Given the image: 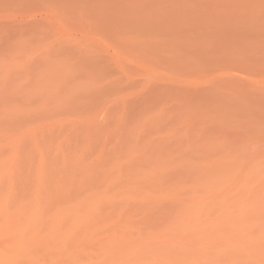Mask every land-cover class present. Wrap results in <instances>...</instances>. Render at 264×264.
I'll use <instances>...</instances> for the list:
<instances>
[{
	"label": "rangeland",
	"instance_id": "1",
	"mask_svg": "<svg viewBox=\"0 0 264 264\" xmlns=\"http://www.w3.org/2000/svg\"><path fill=\"white\" fill-rule=\"evenodd\" d=\"M39 171L53 212L94 204L51 264H264V0H0L17 220Z\"/></svg>",
	"mask_w": 264,
	"mask_h": 264
},
{
	"label": "bare ground",
	"instance_id": "2",
	"mask_svg": "<svg viewBox=\"0 0 264 264\" xmlns=\"http://www.w3.org/2000/svg\"><path fill=\"white\" fill-rule=\"evenodd\" d=\"M160 3V2H159ZM163 3V2H162ZM161 4V3H160ZM159 5V4H158ZM161 6H162V4H161ZM163 7V6H162ZM113 8V7H112ZM160 8V7H159ZM114 9V8H113ZM161 9V8H160ZM164 9V8H163ZM111 11H112V9H111ZM113 12V11H112ZM164 13V12H163ZM162 13V14H163ZM161 14V13H160ZM161 18V17H160ZM164 18V17H163ZM163 21V20H162ZM42 156L41 157H39V159H41V160H39V161H42ZM38 161V162H39ZM38 162H35V163H38ZM42 162H46V159H45V161H42ZM41 164H43V163H41ZM67 164V163H66ZM70 164H71V162H70ZM71 165H73V163L71 164ZM35 167L34 168H36L37 170H40V168L39 167H37V165L35 164L34 165ZM38 166H39V164H38ZM41 167L43 166V165H40ZM66 166V165H65ZM64 166V167H65ZM70 166V165H69ZM75 166V165H74ZM44 167V166H43ZM39 168V169H38ZM68 168V167H67ZM72 168H74V167H72ZM35 169V170H36ZM42 169V168H41ZM45 169V168H44ZM43 169V170H44ZM63 169V168H62ZM62 169H61V171H62ZM69 170H71L70 168H69ZM42 171V170H41ZM41 171H39L40 173H37L38 174V176H36L35 174L33 175V172H32V174L31 175H33V177H37L38 179H39V181H37L36 182V184L38 183V185H36V186H34V188H33V190H32V188H31V190L29 189V187L27 188V190H30V192L31 191H36V192H38V193H36V192H32L33 194H31V193H28L29 194V196H28V198L29 197H32L31 195H33V197H32V199L33 200H31V198H30V200H31V202H29L30 204H32L33 202V204L35 205L34 207L31 205V207L30 208H37V209H30V210H32V212L31 213H34V215L33 214H31V215H29V216H24L25 214H24V212H23V217H21L20 219L21 220H24V221H22L21 222V220H17L18 218L17 217H20V216H18L17 215V217H14L13 216V214L15 215V213L16 214H18V213H20L19 211H18V209L21 211L22 209V207L20 206V204H19V202L21 201H19V199L18 198H22V197H14L15 199H18V201L19 202H17L16 200L14 201L15 203L14 204H19V206L18 207H21V208H16V205H14V207H15V209H16V212L14 211L13 212V214H9V212H7V209H8V211H12L11 209H14L13 208V204H12V200H14V198H12L11 197V195H14L15 196V194H12V193H16V195H17V191H18V186L16 185V184H13L16 188L14 189V186H12V189H11V187H10V190H9V193L12 191V190H16L15 192L13 191V192H11L9 195H8V193H7V197H10V198H12V200L10 201L9 199L10 198H7V199H5L4 198V196H1V197H3L4 199H5V201H2V198H1V202H5V204L6 203H8V201L7 200H9V202H11V203H8V204H10L12 207L11 208H8V207H10V205L7 207L5 204H0V205H2V207L0 206V264H51L52 263V261H51V251H52V249L53 248H58L59 250L60 249H62V248H64L66 245H67V240L70 238V236H72L73 234H75V231L77 230V229H79L82 225V223H84V222H81V221H83L82 219H76L78 222H76L75 221V218L77 217V218H83L82 217V215L84 216V215H86V209L88 210L89 208H91L94 204L93 203H91L90 201H88L87 200V202L85 201V199H89V198H85V196H83L82 198H81V202L80 201H77V202H80V207L78 206V203L76 204V206L74 207H72V209L74 208L75 209V211L73 210V212H76V211H79V212H82V213H76V214H73L71 217L70 216H68L67 215V213H68V211L65 213V209L63 210V209H61L59 206H60V202L58 201L57 202V204L56 205H58V203H59V208L61 209V210H63V211H61L60 209H58V208H56L55 207V209H54V212L51 210V208H53V205H52V207H50L51 205V203L49 202V201H51L50 200V198L49 199H47V200H45L47 197H49V196H51L50 194H53L54 195V191L52 192V193H49V192H46V193H49V196L48 195H46V193H41V195H46L45 197H43L42 199H44V203H42L43 201H42V199H41V196H40V188H44V187H42V185H44V184H42L41 185V183H45L46 184V181H47V179H44L43 181L41 180V178L43 177L44 178V176H40L41 175ZM44 171H46V170H44ZM44 171L42 172V173H44ZM65 171V170H64ZM37 172V171H36ZM72 172V171H71ZM74 172V171H73ZM29 173H31V172H29ZM61 173V172H60ZM59 173V174H60ZM68 173V172H67ZM40 174V175H39ZM62 174H63V172H62ZM62 174H60V175H62ZM72 173H68V175H71ZM60 175L58 176V177H60ZM67 175V174H66ZM76 175V174H75ZM103 175H104V173H103ZM107 175V174H106ZM109 175V174H108ZM108 175H107V177H108ZM74 176V175H73ZM73 176H70V178L72 177V179H73ZM102 176V175H101ZM110 176V175H109ZM33 177H31V178H33ZM41 177V178H40ZM65 177V176H64ZM67 177V176H66ZM69 177V176H68ZM82 177V176H81ZM36 178V179H37ZM83 178V177H82ZM81 178V179H82ZM36 179L34 180V181H32V179H30V181H32V182H35L36 181ZM37 179V180H38ZM53 179V178H52ZM75 179H77V178H75ZM88 179V178H87ZM100 179H101V177H100ZM103 179V178H102ZM10 180V179H9ZM12 180H13V178H12ZM40 180H41V182H40ZM46 180V181H45ZM60 180V179H59ZM78 180H79V178H78ZM106 180H107V178H106ZM111 180L113 181V183L115 184V182H114V179H113V177L111 178ZM111 180H110V182H111ZM115 180H117V178H115ZM5 181V180H4ZM45 181V182H44ZM49 181H51V180H49ZM54 181H55V179H54ZM63 181V180H62ZM70 181H72L71 179H70ZM75 181V180H74ZM84 181H86L87 182V180H85L84 179ZM101 181V180H100ZM99 181V182H100ZM102 181H104V180H102ZM14 182V181H13ZM12 182V183H13ZM57 182H59V181H57ZM56 182V183H57ZM78 182V184L81 182H79V181H77ZM76 182V183H77ZM107 183H105V181H104V184H108V185H111L112 184V182L110 183L108 180L106 181ZM3 183L4 182H2V185H3ZM6 183H7V181H6ZM9 183V182H8ZM61 183V182H60ZM64 183V182H63ZM70 183V182H69ZM1 184V183H0ZM31 184V183H30ZM30 184H28V185H30ZM33 184V183H32ZM48 184V183H47ZM53 184V183H52ZM59 184V183H58ZM58 184H56V185H58ZM71 184H72V182H71ZM75 184V183H74ZM77 184V185H78ZM9 185H12L11 183L9 184ZM40 185V186H39ZM49 185V184H48ZM51 185V184H50ZM68 185V184H67ZM81 185V183L78 185V186H80ZM113 185V184H112ZM4 186H5V184H4ZM39 186V187H38ZM53 185H51V187H52ZM55 186V185H54ZM59 187H61L60 185H58ZM57 186V187H58ZM75 186V185H74ZM74 186L72 187V188H74ZM77 186V187H78ZM84 186V185H83ZM83 186H82V188H83ZM6 187V188H5ZM4 188L7 190V188H8V186H5ZM22 187V186H21ZM33 187V186H32ZM37 187V188H36ZM45 187H46V185H45ZM50 187V188H51ZM59 187H58V189H59ZM62 187H66V185L65 186H62ZM68 187H71V185L70 186H68ZM77 187H75L76 189H77ZM5 189H3V190H5ZM9 189V188H8ZM23 189V188H22ZM25 189V188H24ZM35 189V190H34ZM52 189V188H51ZM51 189L49 190L50 192H51ZM67 189V188H66ZM2 190V189H1ZM0 190V191H1ZM3 190H2V192H3ZM5 190V192H8V190L6 191ZM53 190V189H52ZM57 189H55V191H56ZM59 190H63V189H59ZM65 190V189H64ZM74 190V189H73ZM24 192L26 191V190H23ZM44 192L46 191V190H43ZM27 192V191H26ZM57 192H58V190H57ZM67 192V191H66ZM69 192H71V191H69ZM56 193V192H55ZM1 194H3V193H1ZM20 195L19 196H21V193H19ZM23 194H25V193H23ZM34 194H35V196H34ZM36 194H38V199H36V201L38 202V203H40L39 201H40V199H41V204H43V207H42V205L41 204H37L35 201H34V198H37V195ZM58 194V193H57ZM57 194H55L54 196H57ZM63 194V193H62ZM61 194V195H62ZM72 194V193H71ZM76 195H77V193H75ZM80 194V193H79ZM66 194H64V196H65ZM69 196H71L70 195V193L68 194ZM67 195V196H68ZM75 195V197H77ZM81 195V194H80ZM80 195H79V197H80ZM84 195V194H83ZM53 196V197H54ZM60 196V195H59ZM59 196H57V197H59ZM68 196V197H69ZM66 197V196H65ZM67 197V198H68ZM78 197V198H79ZM88 197V196H87ZM24 198V197H23ZM25 198H27V197H25ZM27 198V199H28ZM51 198H52V196H51ZM55 199V198H54ZM57 199V198H56ZM61 199V198H60ZM59 199V200H60ZM66 199V198H65ZM84 199V200H83ZM23 200V203H24V199H22ZM68 200V199H67ZM66 200V201H67ZM74 200V199H73ZM83 200V201H82ZM26 201V200H25ZM29 201V200H28ZM33 201V202H32ZM65 201V200H64ZM85 201V202H84ZM17 202V203H16ZM22 202V201H21ZM52 202V201H51ZM72 202V201H71ZM73 202H75V200L73 201ZM92 204H90V203ZM26 203V202H25ZM46 203V206L48 207H46V206H44V204ZM56 203V202H55ZM68 203V202H67ZM69 203H70V201H69ZM87 205H86V204ZM54 204V203H53ZM63 204V203H62ZM71 204L72 203H70V206H71ZM83 204H85V207H83L84 205ZM27 205H28V203H27ZM36 205H38V207L36 206ZM64 205V204H63ZM62 205V206H63ZM54 206H55V204H54ZM67 206V205H66ZM65 206V207H66ZM69 206V205H68ZM28 207H29V205H28ZM27 207V208H28ZM44 207H46L47 209H45ZM64 208V207H63ZM77 208L79 209L80 208V210H77ZM82 208V209H81ZM84 208H86V209H84ZM10 209V210H9ZM25 209V208H24ZM71 208H69V210H70ZM30 210H29V213H30ZM55 210H56V212H55ZM59 210H60V212H61V215H62V212H64V214H66V215H63L62 217L63 218H66V219H63V218H61V215H60V213H59ZM82 210V211H81ZM25 211V210H24ZM28 211V210H27ZM27 211H26V213H27ZM49 211H52L55 215H58V213H59V217L60 218H58V216H56L57 218H55V215L54 214H52V212H49ZM37 212V213H36ZM84 212V213H83ZM35 213H36V215L37 216H35ZM49 213H51V214H49ZM20 214H22V211H21V213ZM19 214V215H20ZM69 214V213H68ZM71 214H72V212H71ZM82 214V215H81ZM54 215V216H53ZM81 215V216H80ZM16 216V215H15ZM53 216V217H52ZM24 217H26V218H24ZM17 218V219H16ZM24 218V219H23ZM68 218V219H67ZM70 218V219H69ZM81 220V221H80ZM74 223V224H73ZM76 223H78V224H76ZM60 224H64L63 226H65V224L67 225V227L69 228V229H59V228H57V227H60ZM69 224H71V225H74V226H70ZM79 225V227H77L76 225ZM81 225V226H80ZM76 226V227H75ZM72 227H73V230H74V228H76V230L75 231H73V230H70V229H72ZM83 228H84V224H83ZM81 229H82V227L79 229V231H81ZM63 230H64V232H63ZM61 231V232H60ZM69 231V232H68ZM70 231H72V233L73 234H71V232ZM83 232V234H85L86 233V229L84 228V230H82ZM58 232V233H57ZM59 232L61 233V235L59 234ZM68 233L67 235H64V234H66V233ZM54 233H55V235H54ZM63 233V234H62ZM82 233H80V234H82ZM59 234V235H58ZM82 234V235H83ZM75 235H77V234H75ZM75 235H73L72 237H74ZM70 238V239H72V241L74 240L73 238ZM83 237H84V235L81 237V238H78L77 239V237L75 238L76 240H74V241H77V242H75L74 243V241L72 242V241H70L71 242V244H74V246H76L75 248H78L79 247V244H80V242L82 241V239H83ZM76 244V245H75ZM70 254H72V253H70ZM69 254V255H70ZM68 256V255H67ZM75 254H72V256H68L69 257V259H67L68 257H66L65 258V262H72V263H75V262H77V263H80V260L78 261V259H77V256H76V259H75ZM72 257H74V258H72ZM71 259H74V260H76L75 262H74V260H72V261H70Z\"/></svg>",
	"mask_w": 264,
	"mask_h": 264
}]
</instances>
